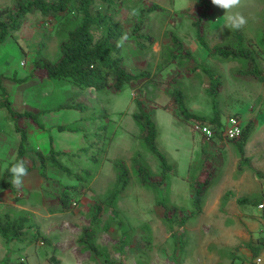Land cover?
<instances>
[{"label": "rangeland", "instance_id": "obj_1", "mask_svg": "<svg viewBox=\"0 0 264 264\" xmlns=\"http://www.w3.org/2000/svg\"><path fill=\"white\" fill-rule=\"evenodd\" d=\"M14 4L0 0V10ZM234 11L247 21L239 30L226 27L227 14L213 7L207 40L211 47L236 49L239 31L264 73V0H242ZM110 12L128 36L119 41L124 67L145 74L120 93L82 90L35 69L38 55L59 60L62 42L81 21L77 12L60 22L35 12L0 45L1 88L16 112L38 115L46 129V139L37 142L38 126L9 116L0 88V215L27 218L25 241L7 244L0 236V264H256L252 249L264 241V85L244 75L250 70L246 60L209 57L200 46L194 27L199 0H118ZM140 15L137 40L133 32ZM172 35L183 50L174 46ZM199 64L218 72L223 82L221 127L207 125L215 131L212 139L196 130L205 124L180 116L174 99L180 91L192 114L212 118L210 80L195 70ZM137 101L156 125V146L167 171L145 143L143 124L134 119L140 113ZM80 105L84 111L67 109ZM232 117L243 128L253 127L245 159L235 141L222 135ZM61 126L77 131L62 134ZM22 131L29 135L23 159L28 175L17 189L6 170L17 159ZM51 141L63 153L56 157L60 168L49 160ZM120 165L128 172L125 187ZM138 165L149 175L147 183ZM206 179L210 183L198 210L193 195ZM48 211L57 214L49 217ZM85 232L99 256L80 242Z\"/></svg>", "mask_w": 264, "mask_h": 264}, {"label": "trees", "instance_id": "obj_2", "mask_svg": "<svg viewBox=\"0 0 264 264\" xmlns=\"http://www.w3.org/2000/svg\"><path fill=\"white\" fill-rule=\"evenodd\" d=\"M117 1L118 0H15L13 7H7L0 10V45L3 44L14 32L21 29L24 20L28 15L39 12L46 18L51 17L57 22H60L68 18L70 14L77 12L81 15V21L69 32L68 38L62 42L60 46L61 56L59 60L55 63H51L42 57V55H38L34 61L35 69L46 71L47 77L51 81L69 82L82 90L91 89L96 92H104L111 89L116 93H120L126 88V86L134 85L140 81V79L144 78L145 74H131L124 67V57L119 41L122 40V37L127 35L122 27L113 20L110 12V10L116 6ZM199 5L201 8V14L194 22V27L197 30V41L207 52L208 56L218 57L223 60H246L249 64L250 70L244 75L252 76L264 85V73L258 67L253 52L245 47L244 36L239 31H235L236 39L238 41V47L236 49H233L230 46H210L207 36L212 21V10L214 5H212L211 0H199ZM152 9H157V6H154ZM143 17V15L138 17L134 28L133 37L137 40L142 38L140 32L144 21ZM96 32L100 33L98 38ZM144 38L147 41H151L147 36ZM172 40L174 46L178 50L184 49V46L181 45L176 36L172 35ZM137 45L141 49H144L145 47L141 42H137ZM185 57L195 62L191 53L187 52ZM195 70L200 71L210 80L207 94L213 99V116L211 119H206L192 114L184 103L183 94L180 91H175L174 99L178 105L180 116L186 120L199 121L202 124L214 125L220 128L221 116L219 112L218 97L222 90V77L218 72H215L202 64L197 65ZM1 90L5 98L2 107L9 113V116L13 119L15 117L30 119L39 129L46 130L44 124L38 120V115L30 112H16L13 109L11 101L7 98L6 92L3 88H1ZM137 106L140 113L135 114L134 119L143 124V139L151 151L159 157L163 169L167 171L170 169V166H168L166 158L156 146L157 128L152 120V116L143 109L140 101H137ZM67 109L84 111L82 105L69 106ZM252 129L253 127L251 124L245 126V128H243L242 136L235 141L242 159H245V147ZM58 131L75 133L77 130L70 131L61 126L58 128ZM28 142L29 135L22 131L17 159L10 164L6 170V178L10 180V184L11 173L8 169L17 161L24 159L28 149ZM62 154L63 153L55 150L51 141V152L48 157L54 167H59V162L56 160V157ZM37 155L40 164L45 166L46 158L40 153ZM120 167L121 182L123 187H125L128 184V172L123 165H120ZM138 170L141 173L143 182L147 183L150 181L148 178L149 175L144 167L138 165ZM209 183V179L197 183L193 195V202L198 210L201 209ZM100 213L101 207L97 206L96 214L100 215ZM26 220L27 218L23 216L13 219L9 214H5L3 217L0 215L1 238L4 239L7 244H10L13 241H25L23 238V231ZM91 239L92 236L89 232H85L80 239V242L86 243L88 249L95 255L99 256ZM262 243L264 245V241ZM261 247L260 249H252L255 258L259 255Z\"/></svg>", "mask_w": 264, "mask_h": 264}, {"label": "clouds", "instance_id": "obj_3", "mask_svg": "<svg viewBox=\"0 0 264 264\" xmlns=\"http://www.w3.org/2000/svg\"><path fill=\"white\" fill-rule=\"evenodd\" d=\"M211 3L227 14L226 27L239 30L247 23L246 18L239 11H234L242 6V0H211ZM122 39H127V36ZM8 171L11 173V185L17 189L22 188L24 186L23 178L28 175L25 161H17Z\"/></svg>", "mask_w": 264, "mask_h": 264}, {"label": "built area", "instance_id": "obj_4", "mask_svg": "<svg viewBox=\"0 0 264 264\" xmlns=\"http://www.w3.org/2000/svg\"><path fill=\"white\" fill-rule=\"evenodd\" d=\"M196 130H198L208 139H212L215 136V131L213 130V128H211V126L197 125ZM222 131H223L222 135L226 140L236 141L242 136L243 133L242 122L238 118L232 117L224 124ZM263 255H264V245L261 247L260 256L256 258V264L264 263Z\"/></svg>", "mask_w": 264, "mask_h": 264}, {"label": "crops", "instance_id": "obj_5", "mask_svg": "<svg viewBox=\"0 0 264 264\" xmlns=\"http://www.w3.org/2000/svg\"><path fill=\"white\" fill-rule=\"evenodd\" d=\"M42 124H44V123H42ZM47 132V131H46ZM60 133H62V132H60ZM62 134H70V133H62ZM46 139V134H45V132L44 131H42V130H40V129H38L37 130V132H36V141L37 142H39L40 140H42V139ZM61 146V145H60ZM49 147H50V150H51V144L49 143ZM38 149H41V148H38ZM51 152V151H50ZM60 152V151H59ZM42 153H43V155H45V156H48V154H46L44 151H43V148H42ZM55 211H53V212H51V211H48L47 213H48V216L50 217V216H54V215H56L57 213H54ZM260 256V253H259V255L257 256V257H259Z\"/></svg>", "mask_w": 264, "mask_h": 264}]
</instances>
